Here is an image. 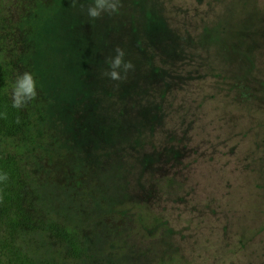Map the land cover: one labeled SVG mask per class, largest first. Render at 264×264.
I'll return each instance as SVG.
<instances>
[{
    "label": "rangeland",
    "instance_id": "1",
    "mask_svg": "<svg viewBox=\"0 0 264 264\" xmlns=\"http://www.w3.org/2000/svg\"><path fill=\"white\" fill-rule=\"evenodd\" d=\"M159 1L164 10L156 17L168 23L151 36L165 64L162 77L149 82L155 100L127 105L111 156L99 163L102 173L121 168L118 191L104 183V173L95 177L97 161L82 140L87 133L71 100L60 98L76 83L78 59L69 47H49L59 62L49 73L61 93L41 74L29 103L37 125L27 133L37 158L27 170L29 185L43 224L18 239L36 264H155L175 250L194 264H264V87L234 82L225 56L231 48L224 33L234 34L245 15L236 0ZM98 48L87 45L80 58ZM36 60L47 71L46 58ZM144 104L161 111L152 138L149 116L142 115L140 131L133 124ZM145 206L161 222L143 224L138 211ZM230 235L239 237L233 251ZM69 238L78 258L69 256Z\"/></svg>",
    "mask_w": 264,
    "mask_h": 264
},
{
    "label": "trees",
    "instance_id": "2",
    "mask_svg": "<svg viewBox=\"0 0 264 264\" xmlns=\"http://www.w3.org/2000/svg\"><path fill=\"white\" fill-rule=\"evenodd\" d=\"M91 3L92 0H77V6L73 7L72 0H0V112L8 113L7 119H0V172L9 175L7 183L0 184L3 196L0 202V264H36L18 244V239L21 233L43 224L29 185L31 173L27 171L32 160H37L35 138L27 133L37 124L29 104L19 110L12 107L11 88L16 77L27 71L41 83L42 74L48 88L56 89L60 95L58 84L49 73L59 62L53 63L49 47L57 44L69 47L67 54L73 53L78 59L75 65L78 74L76 83L68 86L66 95L60 98L65 103L71 100L73 116H77L82 132L87 133L82 140L88 142L89 158L97 161L94 174L99 180L104 173L100 172L99 163L111 156L127 105L136 98L155 100L157 88L149 82L162 77L165 64L156 55L151 36L167 26L166 16L156 17V13L160 15L164 10L162 3L159 0H121L118 13H104L95 20L86 14V7ZM81 4L85 9H81ZM235 7L238 14L245 15L243 18L246 19L237 21L234 34L224 33L231 48L225 54L231 55L227 72L239 85L251 86V83L258 82L264 87V0H236ZM138 15L139 21L136 19ZM228 18L229 22L237 19ZM242 24L248 29L241 30ZM90 44L99 47L97 54L80 58L84 48ZM116 47L123 49L124 59L134 65V70L120 81L104 75L109 69L106 61L115 55ZM37 55L39 59L46 58L50 65L47 71L38 69ZM60 61H64L62 55ZM66 80L69 82L70 77ZM160 113L144 104L143 112H139L133 124L140 131L142 115L149 116L146 132L148 138H152ZM17 118L19 123H16ZM104 175V183L115 191L124 187L119 166L112 165ZM135 206L137 208L141 204L135 203ZM145 207L138 211L143 224H147L146 220L161 222L163 217L160 213L152 207ZM230 236L234 238L230 239L232 243L227 251H233L232 246L238 244L235 240L239 237ZM69 241V256L78 258L76 241L72 238ZM170 255L165 257V261L159 258L155 264H194L177 250Z\"/></svg>",
    "mask_w": 264,
    "mask_h": 264
},
{
    "label": "clouds",
    "instance_id": "3",
    "mask_svg": "<svg viewBox=\"0 0 264 264\" xmlns=\"http://www.w3.org/2000/svg\"><path fill=\"white\" fill-rule=\"evenodd\" d=\"M72 6H77V0H72ZM121 0H92V3L87 5L86 14L91 19L95 20L100 18L104 13L113 15L119 12L121 7ZM81 9H85L83 4L80 5ZM115 55L107 59L106 63L109 69L104 72V75L114 81H120L125 78L130 70H134V65L131 61H126L125 51L120 47L114 49ZM38 95L37 84L34 76L30 72H23L19 74L11 88L12 107L15 109H23L31 101L35 100ZM7 111L0 112V119H7ZM20 120L17 118L16 123ZM9 180L7 172H0V184H6ZM3 196L0 194V202Z\"/></svg>",
    "mask_w": 264,
    "mask_h": 264
}]
</instances>
